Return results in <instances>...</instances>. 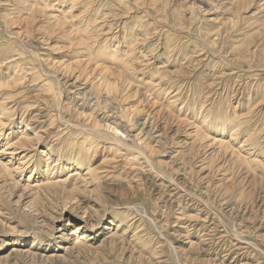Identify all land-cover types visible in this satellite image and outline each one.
Returning a JSON list of instances; mask_svg holds the SVG:
<instances>
[{
    "label": "rangeland",
    "instance_id": "374dc122",
    "mask_svg": "<svg viewBox=\"0 0 264 264\" xmlns=\"http://www.w3.org/2000/svg\"><path fill=\"white\" fill-rule=\"evenodd\" d=\"M0 264H264V0H0Z\"/></svg>",
    "mask_w": 264,
    "mask_h": 264
}]
</instances>
